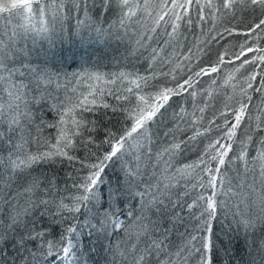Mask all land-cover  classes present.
<instances>
[{
  "label": "snow or ice",
  "instance_id": "snow-or-ice-1",
  "mask_svg": "<svg viewBox=\"0 0 264 264\" xmlns=\"http://www.w3.org/2000/svg\"><path fill=\"white\" fill-rule=\"evenodd\" d=\"M77 13L86 15L87 21H81ZM145 13H155L151 33L167 26L166 31L171 29L169 36L209 20L222 22L229 16L238 19V13L252 15L253 19L244 28L215 30L198 52L187 49L180 78L176 75L179 65L160 72L158 75L166 79L155 84L150 83L158 80L154 70L150 75L127 74L132 78L121 90L118 81L126 75L121 73L108 79L107 83L116 87L107 93L92 90L90 85L87 94L68 96L64 86L65 95L61 97L58 76L48 70L55 52L51 48L34 49L25 43L30 39L35 45L36 36H41L54 46L57 29L63 32L65 19L74 15L77 28L91 24L94 31L104 35V24H108L109 34L113 29L126 31L130 21ZM105 14L115 15L116 21L109 23ZM0 21L4 22L0 25V125H7L10 133L6 139L0 135V143L7 145L0 151V243L7 244L11 239L15 245L7 264H80L83 229L74 221L79 218L77 214H85L84 209H96L98 228L89 223L88 236L97 231L110 243L114 241L122 264H215L219 238L213 231V222L220 223L225 237L241 230L246 238L256 232L264 233V119L251 116L252 96L248 91L264 94V46L260 44L264 41V0H159L156 4L152 0H0ZM226 35L245 37L240 52L234 56L241 68L251 65L252 71L235 104H225L201 131L204 117L197 113H204L207 107H200L203 100H198L201 81L209 77L215 84L213 74L234 61L226 59L227 51L217 53L215 62L200 61L211 56V42L218 43ZM153 39L154 36L142 34L136 43L146 48ZM150 51L155 60L158 49ZM91 78L102 79L99 75ZM233 78L230 75L227 79ZM169 83L173 86H167ZM147 88L154 91L145 94ZM72 92L75 94L76 89ZM105 94L135 106L121 105L119 114L126 117L129 125L121 134L106 131L98 140L96 132L103 128L97 129L96 122L84 114L98 108L117 114L118 109L108 103L98 105ZM204 94L210 95L207 91ZM189 101L194 109L190 114L184 106ZM173 104L178 105V110L172 114L168 130L150 132ZM45 109L54 112L57 119L45 121L40 115ZM260 109L264 110V102ZM217 119L222 123L217 124ZM253 120L257 121L254 125ZM46 129H54L55 135L49 139L44 135ZM213 131L217 135L210 137ZM202 137L208 143L197 160H180L188 146H194ZM32 145H36L35 150ZM93 146L99 154L90 151ZM81 149L95 156V161L86 165V174L75 185L79 194L69 203L61 200L56 205L55 214L61 223H67L56 235L51 227L40 228L35 220L37 210L50 203L41 197L51 191L53 178L34 173L42 164L60 158L76 160L75 153ZM115 164L120 165L122 175L115 186L103 191L106 169ZM234 164L237 175L229 177L227 173ZM81 166L85 167L83 163ZM197 169L200 179L191 183L188 177ZM33 196L37 198L33 200ZM254 243L260 264H264V235Z\"/></svg>",
  "mask_w": 264,
  "mask_h": 264
},
{
  "label": "trees",
  "instance_id": "trees-1",
  "mask_svg": "<svg viewBox=\"0 0 264 264\" xmlns=\"http://www.w3.org/2000/svg\"><path fill=\"white\" fill-rule=\"evenodd\" d=\"M159 0H152L153 4L158 3ZM151 11V10H150ZM76 15H79L78 13ZM74 15L70 20L68 18L64 21L63 32H57L55 36V44L44 45H31L27 40L26 46H31L34 49L38 48L42 51H48L50 48L55 52L54 60H50L48 64V70L54 75L58 76V83L62 87L58 91V95L63 97L65 95L64 86L67 88V95L74 96L80 93L87 94L89 86H92V90H102L107 93L112 90L114 85L107 83L109 78L115 79L119 74L124 73L125 79L118 81V85L121 90L127 84V81L132 77L127 74H139V75H150L154 70L157 75L160 72H168L169 70L176 68V75L180 78L184 74V62L183 56L187 49L191 48L193 52H198L199 48L203 46L206 41L215 30L223 32L225 27H238L244 28L253 19L252 15L238 13V19H232L231 16L222 20V22H215L209 20L208 22H202L201 25L194 24L193 27L185 31L183 28L175 36H169L171 32L167 26L157 28L155 33H151L149 30L153 27L154 15L138 14V19L134 18L127 25V30L121 28L119 32L113 29L111 34L108 33V24H104L105 34L100 35L98 32L93 30L91 24H81L77 28V19ZM108 22L113 23L117 17L115 15H109ZM194 15V13H193ZM258 15V13L256 14ZM86 19V15H79V19L83 21ZM103 20V17L101 18ZM34 21L33 23H35ZM4 22L0 21V25ZM13 23H15L13 21ZM214 25V27H213ZM97 33V34H96ZM147 34L154 36L155 39L148 42L146 48H141L136 43V39L139 35ZM123 36V39L119 37ZM251 41V37L248 38ZM164 41H168L165 43ZM245 37L243 35L225 36L224 39L219 42L212 41L210 44L211 56L205 57L201 60V63H208L209 60L215 62L217 53H223L227 51L228 56L226 59H232L234 63L225 64L222 66L221 71L215 76L216 83L211 84L209 77H203L201 83L202 88H199L203 103L200 107H205L204 113H197L202 115L204 118L201 121L200 130H203L204 126H208L209 120L219 115V111L224 107L225 104H235V99L240 95V89L243 85L246 87L247 75L252 71L251 65H245L243 68L240 67V61L235 60L234 54H237L241 50V45L244 44ZM261 46H264V41L260 42ZM151 48H157V58L151 59L153 53L150 51ZM163 51H159V49ZM243 59V57H242ZM162 60H168L170 63H162ZM194 67H196L194 65ZM237 69H239L237 71ZM260 71V66L256 69ZM76 74V75H74ZM99 75L102 77L101 80L97 81L94 78ZM234 78L230 81L227 79L229 76ZM166 77L159 76L158 80H151V84H155L158 81L163 82ZM211 84V88L209 87ZM167 86L171 87L173 84L169 83ZM258 86V85H256ZM76 89V93L73 94L72 89ZM154 89H145V94ZM209 92L210 95H205V92ZM252 96V102L249 105V110L252 117L259 116L264 119V110L260 109L262 102H264V94L252 92L248 90ZM177 101L180 98H174ZM98 105L101 103H108L118 109L117 114H113L110 109L98 108L93 113H85V118L96 122L97 129L103 128V131H97V139H102L104 132L112 131L117 134H121L124 129L129 125L125 116L119 114L121 105L124 108H133L134 103H125L123 101H117L114 96L104 95L97 101ZM172 103L171 101L169 102ZM191 105V101L185 103L184 106L187 108L190 114L194 109ZM178 110V105L173 104L169 112L161 118V122L156 124L150 129V132L163 133L172 124V114ZM163 111V110H162ZM107 113V114H105ZM45 121L52 122L57 119L54 112L50 110H43L40 113ZM187 118V117H186ZM257 121H252L253 125ZM217 124L222 123L221 119L216 120ZM104 125H107L104 128ZM247 131V129H244ZM10 133L7 132V125H0V135H4L5 139ZM45 136L49 139L55 135L54 129H46L44 132ZM217 132L213 131L210 133L211 136H216ZM239 135V133H238ZM163 139V137H161ZM208 143V139L198 138L194 142V146L190 144L188 149L185 150L180 157L185 163H191L197 160L198 154L201 152L205 144ZM7 145L0 143V151L6 148ZM36 145H32V150H35ZM107 147L106 145L104 146ZM235 149V145H234ZM91 152L99 154V149L93 146L90 149ZM238 151V149H236ZM77 159L74 161H68L66 158L57 159L55 162L50 164H42L39 166V172L34 175L43 173L46 176L53 178V185H49L50 192H45L41 197L44 200L50 201L47 208H40L37 210L35 220L40 228L51 227L54 234L58 235L61 233L67 223H61L57 212L56 205L63 200L64 203H69L73 196L78 195L75 187L76 183L86 174V165L95 161V156H90L88 152L83 149L75 153ZM231 155V153H230ZM85 165L82 167L81 165ZM238 163V162H237ZM236 165L232 166V171H229L227 175L229 177H235L237 175ZM199 170L191 173L188 180L191 183L199 181L200 176L197 175ZM241 171L243 168L241 166ZM122 175L120 172V165L115 164L106 169L104 175V185L101 186L103 191H107L108 187L115 186L117 183L118 176ZM43 179V176L41 177ZM235 183V180L233 181ZM192 192L191 187L188 189ZM198 191V190H197ZM195 193H193L194 195ZM37 197L33 196V200ZM175 199V197H173ZM127 207V205H125ZM139 207V205H137ZM91 208V205H89ZM85 214L78 215V219L74 223L78 227H82V244L78 257L80 264H122L121 257L116 253V249L113 247L114 241L110 243L106 239L102 232L93 231L91 236H88L90 231L88 225L91 223L93 226L98 228L97 219L94 218L96 209H92L88 212L87 209L82 210ZM42 212H47V215H42ZM187 215V213H184ZM64 215H67L65 213ZM71 220V218H69ZM195 223V221H193ZM227 225V221H224ZM182 230V229H181ZM213 231L216 234L217 239V252L215 264H253V260H256V264H260L259 257L256 251V244L254 240L264 233L256 232L253 235H249L247 238L241 230L240 232H233L230 237H225L221 230L220 223L213 222ZM0 248L4 249V253L0 254V264H7L8 261L12 260V254L14 253L15 245L9 239L7 244L0 243Z\"/></svg>",
  "mask_w": 264,
  "mask_h": 264
},
{
  "label": "rangeland",
  "instance_id": "rangeland-1",
  "mask_svg": "<svg viewBox=\"0 0 264 264\" xmlns=\"http://www.w3.org/2000/svg\"><path fill=\"white\" fill-rule=\"evenodd\" d=\"M83 21H86V19L84 18ZM35 24L37 25V27L40 26L38 22H35ZM57 32H60L59 28L57 29ZM96 34H97V33H96ZM36 40H37L36 45H38V44H44V45H48V46L50 45V42H49L48 40L44 39V38L41 37V36H36ZM28 41H29V43L31 44V40L29 39ZM31 45H32V44H31Z\"/></svg>",
  "mask_w": 264,
  "mask_h": 264
}]
</instances>
